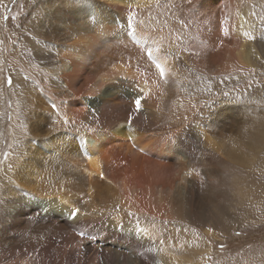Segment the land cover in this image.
Listing matches in <instances>:
<instances>
[{
  "label": "bare ground",
  "instance_id": "obj_1",
  "mask_svg": "<svg viewBox=\"0 0 264 264\" xmlns=\"http://www.w3.org/2000/svg\"><path fill=\"white\" fill-rule=\"evenodd\" d=\"M7 1L0 0V21ZM167 3L181 6L175 21L197 25L194 36L159 25L156 10ZM25 5L17 26L3 34L5 56L15 52L17 62L27 59L40 71L35 84L12 75L21 83L20 92L11 89L13 116L25 119L36 109L35 120L24 123L28 136L0 164L9 191L0 213V264H204L209 245L198 248L186 234L176 248L194 257L163 253L152 223L183 221L195 210L217 224L233 219L234 189L218 179L216 166H230L242 153L237 160L250 162L264 129L244 124L248 131L231 136L246 106L230 103L219 106L215 120H202L204 78L224 74L218 87L245 69H263L264 30L237 0ZM5 114L3 104L2 122Z\"/></svg>",
  "mask_w": 264,
  "mask_h": 264
},
{
  "label": "rangeland",
  "instance_id": "obj_2",
  "mask_svg": "<svg viewBox=\"0 0 264 264\" xmlns=\"http://www.w3.org/2000/svg\"><path fill=\"white\" fill-rule=\"evenodd\" d=\"M237 1L239 3L238 9L243 12H249L253 19L258 22L261 29L264 30V22H262V20L264 21V0ZM25 2L26 0H8L4 8L5 14L1 18L2 21H0V45L2 46H0V56L3 54V57L0 59V76L1 78L4 77L3 85L1 83L2 90L0 89V97L5 96L2 100L0 99V106L4 104L6 107L5 118L3 117L4 121L2 122L0 120V164L10 150H12L14 145H17L19 140H24L28 136V133H26L23 128L25 127L24 123L35 120V106L31 107L30 111L32 112L28 116L26 115L25 119L13 116V114L16 113L18 115V113L15 108V105L17 107L16 97L11 89L15 84L18 91L20 92L21 90V83L16 80L14 83L13 76L16 73H18L23 80L28 79L31 84H35L37 82L36 79L39 78L38 72L40 70L38 65L34 62L30 63L27 59H23L22 63H20V61L17 62L16 59L19 60V56L15 52L12 54L13 57L10 56V59L8 60L7 56H5L6 48L3 46L5 45L4 42L7 37L3 34H7L8 28L10 29L17 26V20L22 17L25 11ZM1 6L2 4L0 7ZM158 8L155 10L156 16L158 17L157 19L161 22L159 24L160 26L169 27L173 31H178V33L185 32L186 34H190L192 36L195 35L196 24L195 26L194 24H190L188 21H183V19L175 21V14L179 15L178 11L181 9V6H178L176 3H167ZM7 21L8 27L5 30L6 27L4 25H6ZM18 37L21 38L20 35H18ZM11 49L13 51L15 50L13 47ZM234 65L236 67V64ZM234 65L232 66L233 69ZM245 70L243 75L236 76L233 81H227L228 83H224L223 85L220 84L218 87L216 83L222 82L221 80L223 78L221 77H224V74H218L215 80L206 76V78H204V82H207L204 87L206 92H204L203 95V100L206 101L203 102L206 107H204V117L203 115L201 116L202 120L209 118L211 120H215L219 117V106L222 103L235 104L238 105V108L246 106L245 111L236 113V120L234 124H237H233L236 130L233 133L234 135H231L234 137L237 136V134L241 135V133L245 130L248 131V127L253 132L255 131V128L264 129V68L258 72H247ZM230 76L231 74H229L228 77ZM19 95L17 94L18 97ZM22 98L26 100L24 97H21L20 99ZM31 101L32 100H30V102ZM46 114L48 119L51 120L52 113L47 112ZM237 115H239V117ZM249 120H252L251 123ZM253 148H256V150H251L250 156L252 157H250V162L243 161V163H241L237 160V158L245 156V154L242 153V156L240 154H237L236 157L231 156V158H236V160L229 159L233 160L232 162L228 161L230 162V166H216L215 169L217 177L218 179L220 178L222 184L227 185L231 188V190L232 188L234 189V205L232 206L233 219L229 221L227 218L223 217L218 220L219 224H217V222L213 221V216L210 215V217H207L206 215L199 213V210H195L191 218L188 217L186 218L187 220L184 219L183 221L177 219L176 217H171L170 219L165 220L154 218L152 226L155 227V236L161 242V247L164 248L162 251L163 253L169 254L171 251L172 253L177 252L176 254H178L185 251L188 257H194L193 252L190 249L176 248L177 244H179L180 241H183L181 239L186 238V234H189V236L192 235L191 237L193 238V242L198 245V248L207 247L209 245L210 251L202 257L204 264H264V139L261 143H259V145L254 144ZM235 161L236 164H234ZM228 170L229 172H227ZM252 171H256L257 173H253ZM245 175L247 177H244ZM1 183L2 182H0V213L2 208L6 205L5 202L3 203V199L9 197V191L4 190V188L2 189L3 183L2 185ZM232 183L233 187H231ZM4 186L6 187V185ZM9 187L12 186L9 184ZM247 190H249V192ZM225 191H227V189ZM223 196V191L218 193L217 201ZM244 198L246 199L245 203L243 202ZM247 200H249L248 204L250 205L247 204ZM211 209H215V206L212 205ZM41 211L43 212V209H41ZM1 224L2 220L0 218V225ZM182 227L184 229H182Z\"/></svg>",
  "mask_w": 264,
  "mask_h": 264
},
{
  "label": "snow or ice",
  "instance_id": "obj_3",
  "mask_svg": "<svg viewBox=\"0 0 264 264\" xmlns=\"http://www.w3.org/2000/svg\"><path fill=\"white\" fill-rule=\"evenodd\" d=\"M6 19H7V17H6ZM244 35H246V36H248L250 39H253V37L252 36H250V34L249 33H244ZM149 55H151V53H149ZM157 67H159L160 68V71H161V74H163L164 73V69H163V67L162 66H160V65H157ZM142 102H143V100L142 99H138L137 101H136V104H137V106H139V105H142ZM79 213V210L77 209V210H75V212H74V214H73V217L75 216V215H77Z\"/></svg>",
  "mask_w": 264,
  "mask_h": 264
}]
</instances>
